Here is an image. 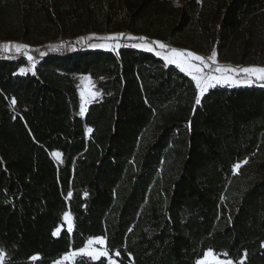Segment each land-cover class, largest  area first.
Returning a JSON list of instances; mask_svg holds the SVG:
<instances>
[{"label":"trees","instance_id":"1","mask_svg":"<svg viewBox=\"0 0 264 264\" xmlns=\"http://www.w3.org/2000/svg\"><path fill=\"white\" fill-rule=\"evenodd\" d=\"M115 32L264 65V0H0V43L37 59L21 74L26 56L0 55L3 263L54 264L103 236L119 264L209 249L264 264V87L216 86L197 105L191 77L155 54L77 42ZM79 75L101 93L85 116ZM66 213L72 232L54 235Z\"/></svg>","mask_w":264,"mask_h":264},{"label":"snow or ice","instance_id":"2","mask_svg":"<svg viewBox=\"0 0 264 264\" xmlns=\"http://www.w3.org/2000/svg\"><path fill=\"white\" fill-rule=\"evenodd\" d=\"M125 37L124 33L115 34L112 36L98 37V39L105 41L101 44H91L90 47H104L109 48L112 51H116L118 54V49L122 46L119 41ZM83 39V38H81ZM88 39H92L89 37ZM128 40H139L141 43L132 44L131 47L141 48L148 52H154L157 57L162 58L168 65H175L181 72L186 73L195 82L196 88L198 89L199 95L195 99V104L199 105L201 103V98L210 89L217 85L227 84L229 86H237L240 84L252 85L253 83L259 81L262 82L260 86L264 87V67H244V68H232L230 66H222L217 61V54L213 51L212 55L205 58L198 55L192 51L181 50L175 47H169L168 45L160 41L148 42L145 37H134L127 36ZM107 41H114L115 43H107ZM78 43L80 41H77ZM155 45L156 47H153ZM63 45H61L62 47ZM16 53H22L27 57L28 61L32 62V68H21V73H26L28 71H33L35 68V60L30 53V46L19 43H5L0 45V51L3 53H10L12 50ZM45 55V53H41ZM214 66V67H213ZM34 74V71H33ZM243 74V79L238 77ZM81 98L82 104L80 108V114L83 115L86 111V106L91 103L93 99L100 96L101 93L94 91V84L90 76L82 77L81 84ZM11 103L14 105L16 103L13 98ZM91 133L93 130L89 128L87 130ZM58 160L61 158L60 152L52 153ZM247 163V160L242 162ZM242 166L241 163L234 165L235 170H239ZM72 193L69 192L68 196L71 197ZM87 195V194H85ZM64 220L67 221V230L72 232L73 230V217L70 213L64 215ZM60 229L54 232V235H59ZM99 245L100 247H96ZM5 255L3 250H0V264H2V258ZM227 253H216L214 250L209 249L202 254V258L196 261V264H234L233 259H221L220 256L227 257ZM80 256H88L92 260H99L101 257L108 258L107 264H118V262L110 256V249L107 246V238L100 237H88L86 238V243L84 246L80 247L78 250H70L68 253L62 255L60 259L55 261V264H75V260ZM115 256L119 257L120 252L115 251ZM247 258V253H244L243 258L239 259L236 264H244ZM30 259L36 261L40 259L39 255H33Z\"/></svg>","mask_w":264,"mask_h":264},{"label":"rangeland","instance_id":"3","mask_svg":"<svg viewBox=\"0 0 264 264\" xmlns=\"http://www.w3.org/2000/svg\"><path fill=\"white\" fill-rule=\"evenodd\" d=\"M124 33V32H123ZM115 34H119L118 32H115V33H108V34H98L97 36H93L92 37V39H88L89 37H85V38H83V39H80L79 41H80V44L81 45H86L88 48H90V49H92V50H94V49H100V50H104V51H109V50H111V49H109V48H104V47H97V48H93V47H90V45L91 44H101V43H105V41H103V40H100V39H98V37H106V36H112V35H115ZM125 34V33H124ZM126 36V35H125ZM125 37L123 38V39H121L120 41H119V43L123 46L124 44H127V45H131V44H136V43H141V41H133V40H128V39H125ZM148 41V40H147ZM148 42H151V41H148ZM5 43H19V44H24L23 42H21V41H18V42H3V43H0V45H2V44H5ZM107 43H115L114 41H107ZM51 47H56L57 46V43H53V44H51L50 45ZM172 47H174V46H172ZM121 48V47H120ZM119 48V49H120ZM175 48H177V49H181V50H188V51H192V50H189V49H182V48H178V47H175ZM118 49V50H119ZM192 52H194V51H192ZM195 53H197L198 55H201V56H203V57H205V58H207V57H209V56H211L212 55V53H213V51H200V52H195ZM16 54H18V53H16L15 52V50L13 49L12 50V52H10V53H3L2 51H0V55L1 56H15ZM31 56H33L31 53H29ZM33 58H34V60H35V68H36V64H37V59L33 56ZM26 60H27V63H26V66H23L22 68H32V62L31 61H28V59H27V57H26ZM217 61H218V63L220 64V65H222V66H230V67H232V68H244V67H264V65H261V66H255V65H252V64H249V65H246V66H240V65H238V64H235V63H233V62H227V61H224V60H221L220 58H218V56H217ZM214 67V66H213ZM35 68H34V72H35ZM33 71H28V72H26V73H21L20 71V73L21 74H27V73H30V74H33ZM82 77H86V75H79V76H76L74 79H75V81H76V83H77V85H78V87H79V94H80V96H81V90H82V87H81V84H82ZM240 77H243V74H241V76ZM240 77H238V78H240ZM92 80V82H93V84H94V86H95V80H93V79H91ZM258 84L260 83H262V82H257ZM217 86H228V87H231V86H229V85H227V84H223V85H217ZM215 88V87H214ZM211 89V88H210ZM94 91H96L95 90V87H94V89H93ZM197 91H198V89H197ZM209 91V90H208ZM207 91V92H208ZM206 92V93H207ZM198 95H199V92H198ZM101 98V96H98V97H96L95 99H93L92 101H91V103H89L87 106H86V111L84 112V114L82 115V116H85V114H86V112H87V107L90 105V104H93V103H95L97 100H99ZM82 98H81V104H82ZM80 108H81V106H80ZM55 157V156H54ZM55 159L57 160V161H60L61 160V158L58 160L56 157H55ZM72 216V215H71ZM63 228H65V229H67V221H65V225L63 226V227H61V228H59L60 229V232H59V234L61 233V230L63 229ZM96 247H100L99 245H97ZM110 256L113 258V259H115L117 262H118V264H119V260H117V256H115V254L114 255H111L110 254ZM221 259H225V258H223V257H220ZM106 259H108V258H106ZM57 261V260H56ZM2 264H4L3 263V258H2ZM54 264H55V262H54ZM234 264H236L235 262H234Z\"/></svg>","mask_w":264,"mask_h":264},{"label":"crops","instance_id":"4","mask_svg":"<svg viewBox=\"0 0 264 264\" xmlns=\"http://www.w3.org/2000/svg\"><path fill=\"white\" fill-rule=\"evenodd\" d=\"M171 1H173L174 3H176V4H183V2H185V1H187V0H171ZM154 41H160V40H154ZM160 42H162V43H164V44H166L165 42H163V41H160ZM132 45V44H131ZM166 45H168V44H166ZM169 47H172V46H170V45H168ZM153 47H156L155 45H153ZM138 49H141V48H138ZM141 50H143V51H146V50H144V49H141ZM146 52H148V51H146ZM149 53H152V54H154V52H149ZM194 53H195V51H194ZM197 54V53H196ZM162 59V58H161ZM163 60V59H162ZM164 61V60H163ZM166 62V61H165ZM249 65V64H248ZM175 66V65H174ZM184 73V72H183ZM244 77H240V79H243ZM258 82V81H257ZM257 82H255V83H253L252 85H246V84H240V85H237V86H239V87H246V86H253V85H257L258 83Z\"/></svg>","mask_w":264,"mask_h":264}]
</instances>
